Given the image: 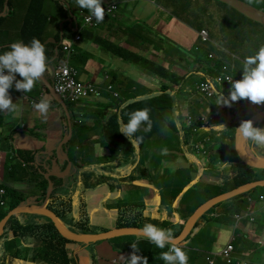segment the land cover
Listing matches in <instances>:
<instances>
[{"label":"crops","instance_id":"0c3cea01","mask_svg":"<svg viewBox=\"0 0 264 264\" xmlns=\"http://www.w3.org/2000/svg\"><path fill=\"white\" fill-rule=\"evenodd\" d=\"M30 1L31 0H23L21 5H15L13 7L15 13H10L5 17L4 21L0 23V53L9 50V45L16 42L9 39L11 36L16 37L18 41L24 42V33L27 31V25L24 24L26 17L28 19L27 11ZM103 2L105 3V10L107 11V18L104 22H102L101 25H96L92 28H90L91 26H86L84 28L77 29L79 31L80 29H82V31L87 30L89 34V39L86 40V43L83 46L87 52L88 59H86V62L83 64L82 61L86 57V55H83V58L81 57L79 59V66H76L79 70L81 78L84 80L92 79L96 81H103L105 70L109 67L116 68L119 71L116 73V77L113 82L117 85V90L124 89L125 91H137L139 89H137L138 87L136 83L140 82L139 88L147 89L143 90L147 93L144 95L136 92V95H141L140 97H147L150 92L170 86L171 90L175 91V95L172 97H166V99L169 100L170 103L172 100L178 101L176 104L180 106L181 111L186 112V116L189 114L196 116L193 123L195 126H199L200 130L198 128L196 132H194L190 127L186 128V120L177 119L180 126L179 129H181V125L186 128V132L182 135L184 142H180L181 144H178L179 142H177V147L171 149V153L174 157L165 161L166 169L171 170L175 174L181 169H189V173L191 175H195V182L202 185L204 184L210 186L213 183H216H211L209 181V177L213 179L217 178L216 180L219 179V182H217L215 187H207L208 190L213 192L210 198L222 195L238 187L236 178H233L235 173L230 171L234 165L228 164V162H233V160H236L237 158V167L239 170L240 165L248 164H246L241 158H239L238 162V157L240 156H238V152L234 151V148H237V139H239L236 135L235 128H237V125L240 124L242 120L256 114L264 109V107L251 105L248 102H237L233 107L226 108L223 105L216 104L218 95L210 100H205L203 97V101L195 104L193 103L192 95H186L185 97L182 96L180 98H177V95L183 89L185 85V78L191 72V69H185L182 64L186 59L191 58V56L187 55V52L193 48V46L191 47V41L196 40V44L201 46L200 52L204 53L208 49V45L205 44H211L212 49L218 54L221 61L219 66L221 67L223 63L233 65L237 68L235 73L242 69L243 64L241 62V58L255 54L259 47L264 45V0H146V4L143 7L135 6L134 9H131L129 4L122 3L121 0H103ZM17 3H20V0H17L16 4ZM0 4H3L2 0L0 1ZM48 4L49 0H46L43 2L42 7L43 14L46 15L45 24L49 21L47 18L51 17L50 13L52 14L53 12L52 6ZM110 5H114V7L110 8ZM83 12L86 13L88 10H84ZM63 15L65 19L64 21H59V31L60 28L69 32L76 29L79 22L75 19L70 20L71 16L68 13ZM81 19L82 16L78 18V20ZM41 20L44 23V18ZM46 28L43 30L42 37H44L46 33ZM203 28H206L209 31V34L211 35V42L208 41L205 43H199L197 31ZM98 34L107 37L111 42L117 44L123 50H132L138 53L139 55L136 56V58L139 62H128L131 64L128 65L124 63L123 60L120 59V61L108 54L103 50L104 48L95 43L96 39L94 37ZM69 40L70 38L67 39L66 42H69ZM49 50L52 52L50 47ZM46 56L47 61L55 57L51 58V56L48 55V52H46ZM133 61L137 60L134 59ZM193 61L195 63L194 58ZM157 65H162L168 68L170 72L169 75H158L156 68ZM175 66L176 68L173 71ZM151 69L154 70V74L150 72ZM147 71L150 73L149 77L145 76L146 73H148ZM155 74H157V78L155 77ZM162 77L165 80V85L162 84ZM47 78L48 75L45 73L43 79L36 82L31 92L25 93L24 91L16 90L15 81L9 89V94L11 95L13 102L18 105V111L8 112V114L11 113L10 116L12 117V120L17 122L16 124L10 126L8 131L12 132L14 127H16L19 123L21 124L22 130L19 132L18 136L20 144L16 145V147H20L23 150H34L33 148H35L36 144L33 145V147L30 146L31 144H25L24 147V145H22V141L30 139L31 137L36 139L35 135H42V132L38 130L41 124L43 128L46 126L48 132L51 134L54 133V135L57 136L61 135L62 141L68 137H63V132L61 130L64 128V125L57 119L63 116L66 112L60 103L51 99V104L45 117V115L34 109L32 102L36 101V99L29 100L27 97H38V93L40 94V91H44L46 89L45 81H47ZM19 79H21V77L17 74L16 80ZM142 80H149L150 82L155 83L156 86L146 88L142 84ZM218 90V93L223 92L224 95L227 96V85L220 84L218 86ZM194 91L196 92L195 96L201 95L199 94L200 92L198 91V88ZM34 93L35 95H33ZM154 94L158 93L154 92ZM43 96L47 95L45 94ZM189 106H194L195 108L197 106H201L207 111L216 113L218 116L213 120V122H209L210 126H205V124H203L202 115L196 114L195 111L194 113H191V111H189ZM123 112V110L114 109L109 114L112 116L113 120H116L117 116ZM173 116H175V113ZM123 118L126 120L127 115ZM156 118L157 117L155 115L152 116V119L155 121ZM154 120L153 124L155 123ZM5 121L6 120L3 118L1 122L4 123ZM119 121L120 119H117L114 123L119 125ZM220 123L225 124L227 127L226 130L218 131L216 128L212 127L213 125ZM118 125L115 126L118 127ZM258 125H260L261 128H264V119ZM164 127L169 128L171 127V124H167L165 122ZM96 128L97 125L93 122L87 137L96 138L97 140H93L97 142L102 136L100 134L101 131L99 132ZM165 131H167V129L159 132L164 133ZM80 134L83 136L85 135L84 128L80 129ZM171 137L172 136H167L166 138L170 139ZM207 137H210V141L206 144L207 149L212 148L216 151L214 148L217 143H221V145L224 144L223 146L231 152V157L234 159H226V157H228V153L221 152L220 150L214 152L213 154L209 152V154H206L209 157V164L212 163L214 166L206 167V160L200 157L202 153H195V149L193 150L192 146L189 145L188 142L189 140L192 141L191 143H193L192 145L194 146L196 142H203L207 139ZM12 138L15 139V136ZM124 138L126 145L128 146L127 139L125 136ZM162 146V139L155 136L152 139L138 145L134 151L130 149L131 156L135 157L138 162V151L140 150L141 161L139 163H141L145 168L143 173L148 176L151 181L153 180V175L155 174V171L153 170L154 166L152 164H155L156 160L155 158L151 159L150 157H146L145 161H143L141 153L144 151L142 148L144 147L146 150L152 151L153 153L154 150L156 151L157 148H160L159 154L162 156ZM223 146H221V148ZM41 147L42 145L39 146V149ZM246 147L248 149L251 148L250 151L257 152L259 155L264 156V148H261L256 144L254 145L250 141L247 142ZM110 155L107 156L106 160L110 159ZM206 155L205 157H207ZM62 156L64 157L65 155ZM76 157L80 158L78 155ZM43 158L46 157L43 156ZM222 161L225 162L223 163L224 166H218V164L222 163ZM71 169L72 167H70L69 172L72 171ZM252 169L253 174H247V178H250L251 180L264 179L263 167ZM0 172H3L5 175L4 167H0ZM57 172L60 171L58 170ZM230 174L232 175L231 177L229 176ZM4 175L0 178L4 179ZM137 183L141 182L137 181ZM154 183L156 186H159L155 181ZM224 183H228L223 187L226 191L222 193H215L214 191L217 189V186ZM78 186L80 187L79 181ZM186 186L188 185H185V187ZM258 187L263 188V186ZM151 188V186L132 189L123 188L113 192L112 194L106 193L107 190L103 189V187L96 190H88L84 193V195L87 194V197H85L86 204L83 209L87 210V212L83 218L90 221L93 225V229L91 230L94 231L98 229H100V231L108 230L107 226L118 224V217L121 215L113 214V204H110L108 201V199L118 194L119 199L123 204L139 206L142 210V218H145L146 220L151 218H161L164 220L169 219L172 222L182 220L184 225H186L192 214L186 219V217L182 215L180 203L183 195L187 192H176L172 188L170 191L172 195L171 203L168 205L163 204L158 206L161 196L157 192V189L150 191ZM256 188L257 187L247 193L239 192L230 198L228 197V199L226 198L225 201L220 202L212 209L219 214L217 217L209 219V222L216 225L215 227L217 230L215 236L209 237L205 240L197 238L195 236V233L198 232L196 221L195 225L191 228V232L186 235V237H190L189 234H191L194 238L192 240L185 241L186 245L183 244L187 250V252H185L189 257L188 264H208L206 252L209 250L219 249L227 240L231 239L236 230V228L234 229L233 227L231 215L238 207L241 208L246 203L245 197L247 198L248 196L253 198V202L249 207L253 210L254 220L251 223V230L248 226L244 227V230H239V232H241L240 237H242L243 234H245V236L240 239L241 247L237 248V240L235 241L234 244L236 247L234 255L238 258H245L243 253L248 252L249 255L247 258L249 259L250 264H264V202H258L256 200L257 196L254 192L251 193V191H254ZM61 189L62 195L56 194L54 197L57 190L53 193V197L56 201H52L50 206L61 212L59 207L60 205H58L59 203H66L70 205L69 207H71L72 204V213L75 215L79 210L78 207H75V205L78 204V200L80 198L79 195L75 196L74 191H72V187H69V184H65L63 181L58 190ZM151 192H154V194ZM96 193H102L104 198L91 202L93 195ZM261 194H259V199ZM142 203L145 204V208ZM169 206L173 209V215H171L172 212L170 211ZM93 208L94 210L92 215H90ZM152 211H155V213L152 214ZM145 213H147V215H145ZM62 217L66 221L70 218L69 215L65 213ZM78 217L79 216H76L75 218L83 219ZM204 220L206 222L205 218ZM167 226L168 224L161 225L162 228L169 229ZM184 228L185 226L182 228L181 233ZM111 229H114V227ZM141 240L142 239L140 237L135 238V241ZM114 241L115 240L111 241L110 238L101 243H83L80 244V246L76 245L77 250H79L76 256H79V258L77 259L78 262L74 260V263L103 264V262H107L108 264H120L121 262V264H125L127 260L125 262L120 260H123V255L125 254L126 256L128 253H124V250H120L119 248H113ZM116 241L120 243L125 240L119 241L117 239ZM260 242L263 244L261 243L262 245H260ZM26 243L27 244L24 242L27 248L21 250L22 259L15 260L16 257L9 252L8 254L14 259L11 263L7 262V264H51L47 260H36L32 257V255L35 256L41 245L35 246L34 241L30 244V240H26ZM198 250H201V252H197ZM215 262H217V264H225L219 256L216 257Z\"/></svg>","mask_w":264,"mask_h":264},{"label":"clouds","instance_id":"9594fccd","mask_svg":"<svg viewBox=\"0 0 264 264\" xmlns=\"http://www.w3.org/2000/svg\"><path fill=\"white\" fill-rule=\"evenodd\" d=\"M8 2H9V0H6L5 3H8ZM121 2L129 4L131 6V9H134L135 6L143 7L146 4V0H121ZM76 3L78 5V7L75 8L74 11L72 10L70 3H68V2L65 3V7L68 10V14L71 16L70 20L75 19L77 22H79V25L76 26V28H78V29L84 28L86 26H91L90 28H92L96 25H101V23L104 22V20L107 18V15H106L107 11L105 10L106 8H105V3L103 2V0H76ZM31 5H32V3L29 4L27 14H29V12H30ZM113 7H114V5H110V8H113ZM84 10H88V12L84 13L83 12ZM4 12H5V8L0 13V16H2L4 14ZM84 14H91V16H93L95 19V23L92 25L84 24V19H83ZM80 16H82V19L78 20V18ZM80 30L82 32V29H80ZM81 32L77 33L80 35L79 39L83 38ZM203 32L207 33L208 30L204 29ZM96 36H99L102 39L107 38L105 36H102L101 34H98ZM81 41H78V39L75 36L73 38H70L69 42H66L65 44L71 43V52H72L73 45L80 44ZM95 43H97V45L104 48L103 49L104 51H106L108 54H110L111 56H113L116 59L125 60L127 62H135V63L139 62L138 59L136 58V56H138L139 54L132 51V50H127L133 54L132 58H125L124 56L120 55L119 53L107 50L100 43H98L96 41H95ZM65 44H61L59 42L52 47L50 46V49H52V52L54 51L53 53L51 52L52 53L51 58L54 56L55 57L53 59H50L49 61H47L45 44L42 43L40 39L35 38V37L32 38L30 43H24L22 41L13 42L9 45V50L4 51L3 53H0V112H17L18 111V105L13 102L12 97L9 94V89L12 87L14 81H15L16 90L24 91L25 93H27V92H31L33 90L36 82L38 80H42L45 73H47L48 78H47V81H45L46 89L44 91H40V94L38 93V97H36V98L29 97L26 94L25 95L29 98V100L30 99H36V101L32 102L33 107L39 113L45 115V117L48 113V110H49V107L51 104V99L55 100L56 102L60 103L63 106V108L66 111L65 115L61 116L60 118H57L58 120H60V123H63V125H64V128L61 130L63 132V134L68 129V132L71 133L70 136H72V134H73V123H76V124L80 125L81 127H83V125H84L83 120L85 118L89 117L88 112L85 113L84 110L78 109L79 106H76V104L80 102V101H78L79 99H81L82 101H87L86 104H82V106L85 109L87 108V106L89 104H91L93 102L102 103V105H104V107H105V112H107V116L109 118H112V116L109 114L112 110H114V109L123 110L124 112L120 113L117 116L116 120H113V118H112L111 121H112V123H114L117 121V119H120L119 131L126 137V139L128 141L131 142V144L133 145V148L140 145L143 142H146V141L152 139L153 137H155L159 133V131L157 132V130L155 129V132L150 137H148L147 139H143V136H137L136 135V133L138 131H140L141 129H143V131H145V132L151 131L154 124L152 122L151 116L149 115L148 109H146V108L145 109H136V107L134 105L135 101H139L137 99V97H140L141 95H135V97L132 99L129 97H130V94L133 92V90H131V91H129V90L125 91L124 89L117 90V85L114 84V82H113V80L116 77L115 73H117L119 71L116 68H110V67L107 68L105 70L103 81L102 80L96 81V80H92V79L84 80L81 78V76L79 74V70L76 68V79H77V81L81 82L88 89L87 95H85L84 97L78 98V99L77 98L71 99L70 97L65 98V97L59 95L57 90H56V87H55V79H56L55 78V69H56L57 65L60 62H62L66 56V51L63 48ZM60 46H61V48H60ZM71 52H70V57H71ZM134 59L137 61H133ZM222 62H224V61H222ZM241 62L243 64L242 69L236 73H235V71L237 68L233 65H229L226 63H223L221 67L220 66L219 67H211L208 72L201 73L198 76V80H197L198 91L200 92L199 94H201L204 97V99H205L206 95H214V98H215V96L218 95V99H217L216 104L217 105H223L226 108L233 107L235 105V103H237V102H248L249 104H254V105H259V107H264V45H261L255 54L249 55L245 58H241ZM128 65H131V64H128ZM200 67H202V66L201 65L197 66L196 63H194L191 70L196 69V68H200ZM147 72L149 73V71H147ZM150 72L152 74L155 73L153 69H151ZM17 74L21 77V79L16 80ZM200 77H205V78L203 80H200ZM161 81L163 83L165 82L163 77L161 78ZM220 84H224V85L228 86L227 96H225L223 92L218 93V91H219L218 86ZM50 87H54V90H55L57 96L60 97L64 101L63 104L54 98ZM104 90H106L108 92H105ZM203 91L205 93H203ZM45 94L47 96H43ZM41 96H43V97H41ZM39 97H41V98H39ZM144 99H145V97H140V101L144 100ZM73 106H74V109H73ZM261 111H264V109H262ZM261 111H259V112H261ZM125 115H127L126 120L123 118V117H125ZM254 115L249 116V117L245 118L244 120H242L240 122V124L237 125V128H235V131H236V135L243 140L240 145L245 151H247L250 154L258 155V156H261L264 158L263 155H259L257 152L250 151L251 148L248 149L246 147L247 142L250 141L254 145L256 144L259 147L264 148V128H261V126L258 125L264 119V116L259 117L258 119L255 118V120L253 121V119H251V118ZM187 117H188V120H186V128L190 127L192 129V131H194V132H196V130L198 128L200 130V127L195 126V124L193 123L194 118L196 116L189 114V115H187ZM202 120H203V124H205V126L206 125L210 126L208 119L204 115H202ZM41 125L39 126L38 130L40 132H42V135H35L36 139L43 141L44 139L55 138L56 141L60 142L61 144H60V147L57 149V151L61 157L60 159L63 160L64 167H63V170L62 169L59 170L60 172H57V171H56V173L52 172V170H54V168L58 166L57 162L60 159L58 161H56L54 164H52L48 158L54 154L55 148L48 149L51 152V155L49 156V154L43 150V144H42V147L40 148V150L42 151L43 156H45L46 158H43V160L42 159L41 160L42 161L45 160V164L50 166V168H45L44 166L38 164V166L35 165L36 166L35 170L37 172H39L43 177H45V179L48 181V185L51 186V192H50V195L48 197L47 204L45 205L46 209L48 208L51 211H53L54 213H56L58 215L59 219L64 223L66 228L72 232V234L80 235V239L78 237H77L78 240H73V239L68 238V241H66V243H65V245L69 251V255H70L69 264H75L74 260L77 261V259L79 258V256H76V254H78V252H79V250H77V248H76V245L80 246V244H83V243L88 244L90 242V241L85 242V241H79V240H81L82 238L93 236V235L100 233V232H105V231L111 230V229L97 231V232H95L94 230H91V231L84 230L83 232L81 230L80 231L72 230L71 228H69L67 226L65 219L62 217V215L64 213L66 214V212L63 210H61V212H60L59 210H55L52 208V206H50V203H52V201H53L52 195H53V191H54V182H55L53 179L54 178H63L61 175H58V174H62L63 172H65L68 168L69 163L71 164V167H72L73 166V160H72V158L63 157L62 155H65V154L61 151V148L64 145H67V143L70 139L67 140V138H66L64 141H62L61 135L57 136V135H54V133L51 134L50 132H47L46 126L43 128ZM19 126H21L20 123L15 127V130ZM22 126H24V125H22ZM212 127L216 128V130H218V131H223V130H226V128H227L225 126V124H223V123L215 124ZM105 132H106V130L104 131V133ZM184 132H186V130ZM209 141H210V137L209 138L207 137V139H205L203 142H198V143L196 142L194 144V146L191 145L192 149L193 150L195 149V153H198V152L202 153V155L200 157L206 160V165H205L206 167L214 166L212 163L209 164L210 163L209 158L206 155V154H209V152H206V150H208L206 147V144ZM223 145L224 144H222L221 146H223ZM223 147H225V146H223ZM209 149L213 150L212 148H209ZM234 149H235V152H238V154H239L238 156H240V158L246 164H248V165H240V166H243L244 168L250 169L251 174H253L252 168H259V167L264 168V166H257V165H254V164H251V163L245 161L239 152V146L237 148H234ZM19 150L28 151V150H23L20 147H15V151H14L12 159H16L17 160L16 162H20L21 166L25 167L27 165V162L24 160H20ZM31 151H35V153H37L36 150H31ZM205 152H206L205 155L207 157L203 156V153H205ZM167 153H168L167 148L161 149L162 155H167ZM65 156H67V155H65ZM99 157H101V156H98L97 158H99ZM34 162H36V161L34 160ZM228 163L231 165L237 166V158H236V160H233V162H228ZM79 164H81V162ZM60 168H62V167H60ZM4 169H5V172L7 169H9L10 171L17 170V169H15V167L13 165L10 167L6 166V167H4ZM120 169H122V168L120 167L119 170ZM27 178H28L27 176L24 178L20 177L16 181L20 182L21 180H23V182L26 183V182L30 181ZM252 181L261 182L262 184H258L256 186H253V187L247 189V190L241 191V193H247L250 190H252L258 186L264 187V179H255V180H251V181L246 182V183H250ZM246 183H243V184H246ZM243 184H241V185H243ZM252 192L253 191H251V193ZM0 193H4V189L1 188ZM217 196H219V195H217ZM34 197H36L35 200L28 199L23 204L31 203V204L42 205L47 196L44 199H41V195H38V196L36 195ZM214 197H216V196H214ZM214 197H211L210 199H212ZM210 199H208V200H210ZM245 200H246V203L241 208L238 207L236 209V211H234L231 215L233 227H234V229L236 228L231 239L227 240L224 243V245L221 246L219 249L209 250L206 252V254H207L206 259L208 261V264H217V262H215L217 256H219L221 258V260H223L225 262V264H230L232 262H233V264H250V261L247 258L249 255L248 252L243 253L245 258H238L234 255L235 247H236V245L234 243L237 240V238L241 236V232H239V230H244L243 228L247 227V226L251 230V223L254 220L253 210L251 209V207H249L250 204L253 202V198L251 196H248L247 198L245 197ZM260 200L262 202H264V195H262V194L260 195ZM206 201H204V202H206ZM223 201H225V200H223ZM223 201H220V202H223ZM220 202L212 204L205 211L203 210L202 214L195 220V223L200 218H203V219L205 218L206 222H209V219H211L213 217H217L219 214H217L216 211H213L212 209L217 204H219ZM23 204H20V205H23ZM74 204H75V202H74ZM66 206H68V204ZM200 206H199V208H200ZM94 208H97V207H94ZM106 208L109 209L108 207H106ZM48 209L43 210V209L37 207V209H33L32 211L20 212V213L35 212L37 214L45 215L48 218H50L48 213H46L48 211ZM17 214H19V213H17ZM14 215H16V214H14ZM145 215H147V213H145ZM238 215H239V218H237ZM87 220L88 219H86V218L85 219L84 218L79 219L76 223V226L80 225V223H85L89 226V228L91 226V228L93 229V225L90 223V221L88 224ZM118 220H119V217H118ZM53 224H54V222H53ZM194 225L192 224L191 227L189 228V230ZM54 226H55V224H54ZM121 227H128V226H118L117 228H121ZM137 227H139V226H137ZM76 228H78V227H76ZM56 229H57V227H56ZM41 231H42L43 237H45L46 234H50L48 231V228H46V227L44 229H42ZM139 232L144 237H146L151 243H153L157 248L164 249L166 246H168L167 251H162L159 254V258L162 259L165 262V264H188L189 257L186 253L187 250L185 249V246L183 245V244H185L186 236L182 241L177 243L176 239L179 235L174 236L172 229H170V228L164 229V228L158 227L157 225L152 224V223L144 224V226L141 229H139ZM188 233H189V231H188ZM124 234H128V233H124ZM137 235H139V234H137ZM244 236L245 235H242V237H244ZM13 238L14 237H9L8 239L12 240ZM34 238H36V237L35 236H23L20 239V242L21 243L25 242V244H27L26 240H30V244H31V243H33ZM36 239L39 240L38 238H36ZM107 239H109V238H107ZM107 239H103V240H107ZM94 241H96V240H94ZM229 242L232 243V245H233V248L231 251V257H232L231 262H228L223 256H221L218 253L220 251V249L223 248ZM261 243L262 242H260L259 244L262 245L263 243L262 244ZM131 247H132L133 251L130 254V256L128 257L129 264H149L147 257L137 254L139 252V248H138L136 243H132ZM126 260L127 259L124 258L123 260H120V261L125 262ZM211 260L213 261V263H210ZM120 264H121V262H120Z\"/></svg>","mask_w":264,"mask_h":264},{"label":"trees","instance_id":"16d2710c","mask_svg":"<svg viewBox=\"0 0 264 264\" xmlns=\"http://www.w3.org/2000/svg\"><path fill=\"white\" fill-rule=\"evenodd\" d=\"M1 1V0H0ZM17 0H9L8 3H5V0L3 2V4H0V13L3 11V9L5 8V12L2 16H0V23L4 21L5 17L7 15H9L10 13H15V10L13 9V7L15 5H21L23 0H20V3L16 4ZM46 0H31L30 3H32L31 5V9L28 15V19L26 17L25 20V24L27 25V31L26 33H24V43H30V41L32 40L33 37L38 38L41 40L42 43L45 44L46 47V52H48V55L51 56L52 52L49 50L50 44H47L48 42H45L43 37H42V33L43 30H45L47 24H45V19H46V15L43 14L42 11V6H43V2H45ZM60 13L62 14H67L68 12L65 11V9L63 8V6L60 7ZM42 18H44V23L42 22ZM47 19H51V17L47 18ZM40 20V21H39ZM39 21V22H38ZM37 23V24H36ZM259 23V22H257ZM73 29L71 32L61 29L59 31V42L61 44H65L66 40L69 38H73L76 36L77 33H80L81 30H77ZM203 29L198 30V40L199 43H204V42H208L210 40L211 35L209 34V31L207 32L206 38H204V34H203ZM24 30V28H23ZM82 33V39H78V41H81L80 44H75L72 47V52H71V57L69 56L68 61L71 67L74 68V70H76V66H79V59L82 57L83 55H86L85 59H83V64L86 62V59H88L87 57V52L85 51V49L83 48V46L86 43V40L89 39V34L87 32V30H84L81 32ZM96 39V42L100 43L103 47H105L107 50L119 53L120 55L124 56L125 58H132L133 54L127 50H123L120 46H118L117 44L111 42L109 39L107 38H100L99 36H95L94 37ZM93 38V39H94ZM58 42V43H59ZM209 42V43H210ZM191 43V47L193 46L194 50H195V63L196 65H201L203 66L205 63L209 62L212 63L213 65L212 67H219L221 61L219 59L218 54L212 49L211 44H205L208 45V49L207 51L204 52H200L201 51V46L196 44V40H193L190 42ZM195 45V46H194ZM62 46V45H61ZM60 46V48H61ZM48 50V51H47ZM198 53V54H196ZM201 54V57L199 56ZM66 59V56H65ZM183 64V63H182ZM157 74L158 75H162V76H167L169 75V70L168 68L162 66V65H157ZM170 68V67H169ZM176 66L173 68V71L175 70ZM175 74V73H173ZM205 77H200V80H203ZM137 85V91H133L130 94V98H134L136 95V92L138 94L144 95L147 94L146 92H144L143 90H147L145 88H139L140 86V82L136 83ZM105 92H108L106 90H104ZM158 94H155L156 96V103L155 104H151L150 102H147L145 100H139V101H135L134 105L136 107V109H148L149 110V115L151 116H156V121L154 119H152V122L154 120V124H155V128L153 125V128L151 129V131L145 132L143 131V129H141L140 131H138L136 133L137 136H143V139H147L148 137H150L154 132L155 129L158 131H164L167 129V131H171L175 124H177L179 126V123L177 122V117L179 118V115L181 114V110L179 107H175V104L178 102L176 100H172V102L170 103L169 100L166 99V97H172L173 95H175V91L171 90V87L168 86L167 88H162L156 91ZM203 93H205L203 91ZM35 95V93L33 94ZM32 95V96H33ZM186 96V95H185ZM183 96V97H185ZM148 97V96H147ZM214 98V95H206L205 100H210ZM145 99H147L145 97ZM78 101H80L79 103L76 104V106H79L78 109L79 110H84L85 113H87L89 111V109H85L82 104H86L87 101H82L81 99H79ZM141 104V105H140ZM254 105V104H251ZM255 106H259V105H255ZM166 107H168L169 109H174L176 108V110H173L175 113V119L172 120L171 122V127L169 128H165V121L164 119L166 117L163 116L162 114V110L165 109ZM194 106H189V111H191V113H194V111H196V109H194ZM74 109V106H73ZM95 112H101L98 109L93 110L90 109V113L89 116H94L93 114ZM105 112V111H104ZM1 114L4 115V119L6 120V123L9 122L10 120H12V117L10 116L11 113L7 114L8 118L6 119V114H4V112H0V123L2 121L3 118H1ZM65 115V114H64ZM112 118H109L107 116V113H105L104 117L97 119V117L95 116L93 118V122L102 127L103 129L107 130L108 127H112L113 123H112ZM78 125V124H77ZM180 128V126H179ZM81 129V126L79 128V131ZM15 131V127L13 128L12 132ZM9 132V135L10 133ZM69 132L68 129L67 131L64 132L63 137L64 136H68ZM110 136L114 139H118V136L116 134V130L111 131ZM99 140H102V137L99 138ZM119 141L121 142V146L119 148L116 149H112L111 150V155H110V159L106 160V158H96V159H91L90 163H88L87 165H82L78 163V158L76 157L73 160V166L71 170H74L71 174V179L73 178V176L77 175L79 178V183H80V187L78 186V181H77V189L80 191L78 193L79 195V200H78V212H76V214H78V218H83L85 217V213L87 212V210H84L83 207L86 204V198H82V194H84L86 191L88 190H96L99 188L106 189V193H113L116 192L118 190H121L123 188H142V187H147V186H151L152 188L150 189V191H153L155 189H157V192L160 194L161 196V200L160 203L158 204V206H161L163 204H170L172 201V195L170 193L171 189L173 188L174 191L176 192H187L186 194L183 195L181 203H180V208L182 210V215L186 217V219L193 213L194 208H196L197 206L201 205L204 201H206L208 198L210 199V196L213 194V192L211 190H208L207 187L204 186V184H198L197 182H195V175L194 174H190L189 173V169H181L180 171H178V181L175 184H171L167 181H163L161 184H159V186H156V184L154 183V181L152 182L150 180V178L148 176H146L143 173V170H145V168L142 166L141 167V171L138 169V166L141 164L139 163L141 161L140 159V150L138 151V156H139V162L137 161V159L133 156H131L130 151H134L133 145L129 144L130 141L127 140V143L130 147H128L126 145L125 142V138L122 136ZM69 143V141H68ZM67 143V145H69ZM67 149V146H65ZM141 147V146H139ZM131 149V150H130ZM114 152L117 154V156H114ZM108 155V156H109ZM19 158L20 160H24L27 163L33 164L34 165V156L32 155V152H28V151H21L19 150ZM95 164V165H94ZM92 165L93 170L86 174V173H82L84 171H82L86 166ZM122 168L119 170V168ZM240 168V172L238 173V175H234L233 178H236L237 180V185H241L243 183L249 182V180H251L250 178H247L246 175L247 174H251V170L248 168H244L243 166H239ZM7 172H9L10 170L7 169ZM211 171V170H210ZM11 172V171H10ZM71 172V171H70ZM75 172V173H74ZM230 176V175H229ZM26 177L25 175H22L21 178ZM226 177V176H225ZM4 179H7V175L4 176ZM54 182V191L53 193L56 191L54 197L56 196V194H60L62 195V189L58 190L60 188V185L62 184L63 179L62 178H54L53 179ZM137 181L141 182V183H137ZM45 191L47 189L48 186V182H45ZM186 183V184H184ZM230 183V182H228ZM228 183H224L218 186L219 192H225L226 190L223 188L226 184ZM66 184V183H65ZM185 185H188L185 187ZM69 187H72V185L69 184ZM4 189V193H0V220L9 212L10 209L25 203L28 200V195L24 194L22 191L15 189L12 186H9L6 183H0V189ZM212 188V187H210ZM264 189V187H263ZM45 191H44V195H41V199H44L45 197ZM152 194H154V192H151ZM53 197V195H52ZM53 197V201H56ZM36 197H32V200H35ZM113 197H111L110 199H108V201L110 202V204H115L113 202ZM81 200V201H80ZM3 201V202H2ZM56 203V202H55ZM58 205H60V209L67 212L71 213L72 212V204L71 207H69L70 205L66 206V203H59ZM143 207L145 208V204H143ZM128 206H133V205H128ZM135 209L134 214L132 215H121L119 217L118 220V226H139V227H143L144 224L146 223H151L149 222L150 219H145L142 218V210L140 209L139 206L134 205L133 206ZM24 218V219H23ZM79 219H73V218H69L67 219L66 223L67 226L69 228H71L72 230H76V231H84V230H89L91 231V226L89 228V226L85 223H80V225L76 226V223ZM205 220L203 218L198 219L197 223H196V227H197V231H199V228L201 229L202 226H204V222ZM163 222V221H162ZM87 223L89 224V221L87 220ZM157 225V224H155ZM175 225V226H174ZM158 226V225H157ZM184 223L182 220L176 221V222H172L169 220V224L167 226V228H172L173 229V234L174 236H178L181 233L182 228L184 227ZM48 228V231L50 234H46L45 237H43L42 234V229L44 228ZM78 227V228H76ZM161 227V226H158ZM199 227V228H198ZM162 228V227H161ZM100 231V229L95 230V232ZM189 232H191V229L189 230ZM193 233V231H192ZM190 235V239L192 240L194 238V236ZM23 236H35L36 238H38L39 240H37L36 238L33 239L34 243L37 242L39 245H41L40 249L37 251V253L35 254V256L32 255V257L34 259H44L47 260L49 263L51 264H69V260H70V255H69V251L65 245L66 241H68V238L62 236L58 230L56 229V227L54 226L52 220L50 218H48L45 215H40L37 214L35 212H30V213H22V214H16L13 215L9 218V220L6 222L5 226H4V231L3 233H1L0 235V264H7V262H12V260L14 259L12 256H10L8 253H12L16 259H22V253L21 250L26 249L27 246L22 242H20V239ZM9 237H14L12 240H9ZM139 237L142 239L141 241H135V238H138V236L136 234H120L114 237H111V241L115 240L113 243V248L117 249L119 248L120 250H124V253H128L126 256L125 254L123 255V258L127 259V262L125 264H129L128 261V257L130 256V254L132 253L133 249L131 247L132 243H136L138 248H139V252L137 253L138 255L141 256H145L148 258L149 264H165V262L159 258V254L162 251H167L168 250V246H166L164 249H160L157 248L153 243H151L146 237L139 235ZM242 237H238L237 241H236V245L237 248L241 247L240 246V239ZM125 240L122 242H118L116 240ZM99 240H103V239H99ZM99 240L96 241H90L89 243H96ZM188 241V240H186ZM4 245V248L1 246ZM197 252H201V250H198ZM24 260V259H23ZM230 264H233L230 263Z\"/></svg>","mask_w":264,"mask_h":264},{"label":"rangeland","instance_id":"374dc122","mask_svg":"<svg viewBox=\"0 0 264 264\" xmlns=\"http://www.w3.org/2000/svg\"><path fill=\"white\" fill-rule=\"evenodd\" d=\"M68 2L71 5L72 10L74 11L75 8L78 7L76 0H49V4L52 6V14L50 13L51 19L47 22V28H46V33L43 37L45 42H48L47 44H50V46H54L55 44H57L60 40L59 38V28H58V23L59 21L63 20L64 21V15L62 13H60V7L63 6V8L65 9V11L68 12V10L65 7V3ZM43 7V6H42ZM43 11V9H42ZM12 41H18L16 37L11 36ZM198 54V53H196ZM188 56H191V58L186 59L183 62V66L185 69H191L192 65L194 64L193 58L195 57V50L194 48H192L190 51L187 52ZM201 57V54L199 55ZM123 62H125L126 64H130L126 61L123 60ZM213 62L212 63H205L202 67L200 68H196L191 70L190 74L185 78V85L183 87V89L179 92V94L177 95V98H180L182 96L185 95H192L193 96V103L198 104L199 102L203 101V96H195L196 92L194 91L195 89L198 88L197 86V80H198V76L201 73L204 72H208L210 70V68L212 67ZM116 74V73H115ZM150 73H146V77H149ZM155 77L157 78V74H155ZM142 78V77H140ZM142 84L146 87V88H150L152 86H156L155 83L150 82L149 80H142ZM164 84V83H162ZM156 90V89H155ZM160 91V89H159ZM156 92V91H155ZM148 97H146L147 99H144L147 102L151 101V104H155L156 103V95L153 92L148 93ZM130 98V97H129ZM138 100H140V97H137ZM156 100V101H155ZM175 107H179L180 106L178 104H175ZM86 109H89L88 113H90V109H93L96 111V109H98L101 112H95L93 115L94 116H89L87 118H85L83 120V127L84 128V132L85 135H81L79 128L80 125H77L76 123H73V134L72 136H68L67 140H69V145H64L61 148V151L67 155L64 156L66 158H72L75 159L76 156L78 155L80 158H78V162L82 165H87L88 163H90L91 159H96L98 156H101L103 158H106L108 156V154H110V151L112 149H116L119 148L121 146V142L119 141V139L124 135L119 131V125L117 123H114L112 127H108L106 132L104 133V129L100 126L97 125L96 130H98L99 132L101 131V136H102V140L99 141H94L93 139L97 140L96 138H88L87 135L89 133V130L93 124V118L96 116L97 119H100L102 117H104L105 113V107L104 105H102V103L100 102H93L91 104H89L87 106ZM195 113L199 114V115H204L209 122H213V120L218 116L216 113L214 112H210L205 110L204 108H202L201 106H197ZM176 110V108L174 109H169L168 107H166L165 109L162 110V114L164 117H166L164 119V121L167 124H171L172 120L171 119H175L176 117L173 116L174 115V111ZM4 114H6V119L8 118L7 114L8 112H4ZM1 118H4V115L1 114ZM177 119H184V120H188V117L186 116V112L181 111V114L179 115V118ZM5 123V124H4ZM1 122L0 123V167H6V166H14L15 169L17 170H12L11 172H5V175H7V179H1L0 178V183H6L9 186L14 187L17 190L22 191L24 194L28 195V199H32V197L34 196H38V195H44V191H45V182H48L45 177H43L39 172H37L35 170L36 166H38V164L44 166L45 168H50V166L45 164V160H43V154L42 151L39 149V146H41L43 144V150L49 154V156L51 155L50 150L48 149H53L54 150V154L49 157L48 159L51 161L52 164H54L56 161H58L61 157L58 154L57 149L60 147V142L56 141L55 138L53 139H44L43 141H38L34 138H30V139H25L24 141H22V145L25 144H31L30 146L33 147V145L36 144L35 148H33L34 150L37 151V153H35V151H31L28 150V152H32V155L34 156V160L36 162H33V164L27 163V165L25 167L21 166L20 162H16V159H12L13 158V154L15 151V147L16 145L20 144V141L18 140V136H19V132L22 130V127L19 126L14 132L10 133L9 135V131L8 128L14 124H16V121L10 120L9 122L6 123L5 122ZM115 125H118L115 126ZM174 128L171 131H165L164 133L159 132L156 136H158L159 138L162 139L163 141V148H167L168 153L167 155H162L160 156L159 152H160V148H157V150H154V153L152 151H148L146 150L144 147L142 148L144 152H142V159L143 161H145L146 157H150L151 159L155 158L156 163L152 164L154 166V171L155 174L153 175V180L159 185L161 184L163 181H167L171 184H175L178 181V173H173L171 170H167L165 167V161L173 158V154L171 153V149H173L174 147H177L178 144H181L182 142H184L183 139V133L185 131V127H183V125H181V129H179L178 125L175 124L173 125ZM186 126V124H185ZM116 130V134L118 136V139H114L110 136L111 131ZM48 132V129H47ZM15 136V139H13L12 137ZM167 136H172L170 139L166 138ZM88 140V141H87ZM177 142H179L178 144H176ZM181 142V143H180ZM192 141L189 140V145H192L193 143H191ZM40 143V144H38ZM131 144V142L129 143ZM67 146V149H65ZM57 147V148H56ZM128 147H130L128 145ZM137 147V146H136ZM134 147V149L136 148ZM221 147V143H217V145L215 146V150H206V152H210V153H214L217 152L218 150H220L221 152H226L228 153L226 157L227 158H232V154L231 152L226 148V147ZM234 148V146H233ZM154 149V148H153ZM170 150V151H169ZM235 151V149H234ZM205 153H203V156H205ZM114 156H117V154L114 152ZM209 158V157H208ZM239 158L238 157V162H239ZM12 159V160H11ZM42 159V160H41ZM210 162V161H209ZM223 163H225L224 161H222V163L218 164V166L223 167ZM11 164V165H10ZM229 164V163H228ZM57 167L54 168V170H52V172L56 173V171L58 170H63L64 164H63V160L60 159L57 162ZM95 165V164H94ZM62 167V168H60ZM141 167L142 164H140L138 166V169L141 171ZM228 169V168H225ZM93 170L92 165L86 166L82 171V173H90ZM20 171V172H19ZM74 170H72L71 172H69V167L67 168V170L65 172H63L62 174H58L61 175L63 178V182L66 184H70L73 186L72 191H74V195L77 196L78 192H80L76 185H77V181L79 180L78 176L75 175L73 176V178L71 179V174ZM232 173H235L236 175H238V173L240 172V170L238 169L237 166H234L231 168L230 170ZM22 173V174H21ZM75 173V172H74ZM157 173V175H156ZM4 175L3 172H0V177ZM4 175V176H5ZM22 175L27 176L30 181L28 182H23V180H21L20 182H17L16 180L20 177H22ZM232 175L230 174V177ZM174 177V178H173ZM217 179V178H216ZM213 178L209 177V181L211 183H213L212 185L208 186V185H204L205 187H215V185H217V182H219V179L216 180ZM219 186V185H218ZM217 189L214 191L215 193L219 192V189ZM51 192V186L48 185L47 189L45 191V196H48ZM254 194L257 196L256 200L260 203H263L260 199H259V194H264V190L262 187H257L254 191ZM87 197V194L84 195L82 194V198ZM111 197V195H110ZM104 198V195L102 193H96L93 195L92 197V201H97L99 199ZM113 202L115 203L113 205V214L114 215H132L135 212V209L133 206H128V204H123L120 199H119V195L116 194L115 196H113ZM81 201V200H80ZM174 204V203H173ZM177 204V203H176ZM75 207H78V204L75 205ZM170 207V211L172 212L171 215H173V209L171 206ZM199 208V207H198ZM94 208L91 210L90 215H92ZM197 210V208L194 209L193 213ZM155 211H152V214H154ZM192 213V215H193ZM22 214V213H19ZM70 218H75L76 216H78V214H73L68 213ZM191 215V216H192ZM97 216V213H96ZM157 216V215H156ZM76 219V218H75ZM169 219H161V218H151L149 220V222H151L152 224H157L158 226H161L162 224H169L168 222ZM165 221V222H162ZM204 223L201 227V229L199 228V231L197 233H195V236L201 240H205L209 237H213L215 236L216 230L217 228L215 227L216 225L211 223V222H201ZM193 225L195 224V222L192 223ZM108 229H111L112 227L117 228L118 224H112L107 226ZM137 235V234H136ZM245 235V234H243ZM139 237V235H137ZM110 239V238H109ZM190 237H186L185 240H189ZM108 240V239H107ZM106 240H99L96 243H101L104 242ZM35 246H38L39 244L37 242L34 243ZM4 248V245H1ZM2 254V253H1ZM0 254V255H1ZM113 258H115L114 256H112ZM103 264H108L107 262H103Z\"/></svg>","mask_w":264,"mask_h":264},{"label":"water","instance_id":"95a60500","mask_svg":"<svg viewBox=\"0 0 264 264\" xmlns=\"http://www.w3.org/2000/svg\"><path fill=\"white\" fill-rule=\"evenodd\" d=\"M52 94L54 96V98L56 100H58L59 102H61L63 104V100L57 96L54 87H50ZM264 116V111L258 112L256 113L251 119H253V121L256 119H258L259 117ZM71 133H69L68 136H70ZM243 140L241 138L237 139V145L239 146V152L241 154V156L244 158L245 161L257 165V166H264V158L258 155H253L248 153L247 151H245L242 147H241V142ZM237 146V147H238ZM69 169L71 167V164L69 163L68 165ZM258 184H262L261 182H257V181H252L250 183H246L243 185H240L234 189H232L231 191L224 193L222 195L216 196L210 200H207L206 202H204L200 208H198L192 216H190V218L188 219L184 230L182 231V233L177 237L176 241L177 243L182 241L186 235H188V231L189 228L191 227L192 223L195 222V220L202 214V211L207 210L212 204L220 202L225 200L226 198L228 199V197H232L234 195H236L237 193L247 190L253 186H256ZM50 195V194H49ZM49 195L46 197V199L44 200L42 205H37V204H23V205H19L16 206L14 208H12L1 220H0V235L1 233H3L4 230V226L6 224V222L8 221V219L17 213L20 212H27V211H32L33 209H37V207L43 209V210H47L45 205L47 204L48 201V197ZM48 213V215L50 216V218L52 219V221L54 222L55 226L57 227L58 231L61 233V235H63L66 238L69 239H73V240H78V238L80 239V235L78 234H72V232L70 230H68L66 228V226L64 225V223L59 219L58 215L56 213H54L53 211H51L50 209H48V211L46 212ZM142 227H137V226H128V227H121V228H114L105 232H100L97 233L93 236L90 237H86V238H82L79 241H94V240H99V239H107L110 237H114L117 236L119 234H124V233H134V234H139L141 236H143L140 232L139 229H141ZM78 237V238H77Z\"/></svg>","mask_w":264,"mask_h":264},{"label":"built area","instance_id":"2783aa9c","mask_svg":"<svg viewBox=\"0 0 264 264\" xmlns=\"http://www.w3.org/2000/svg\"><path fill=\"white\" fill-rule=\"evenodd\" d=\"M84 24L92 25L95 23V19L91 14H84ZM204 38H206L207 33L203 32ZM76 38L79 39L80 35L77 34ZM73 42V41H72ZM64 50L66 51V59L60 62L55 69V87L59 95L63 97H70L71 99H78L84 97L88 93V89L76 79V70L70 66L68 57L71 52V43H67L64 45ZM239 218V215L237 216ZM233 245L232 243L226 244L223 248L218 252L221 256H223L228 262L232 261L231 251ZM210 263H213L211 260Z\"/></svg>","mask_w":264,"mask_h":264}]
</instances>
